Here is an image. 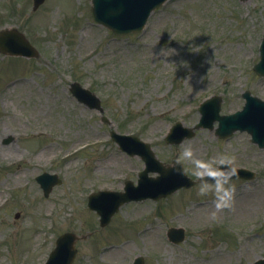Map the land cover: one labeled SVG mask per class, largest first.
Segmentation results:
<instances>
[{
	"label": "rangeland",
	"instance_id": "rangeland-1",
	"mask_svg": "<svg viewBox=\"0 0 264 264\" xmlns=\"http://www.w3.org/2000/svg\"><path fill=\"white\" fill-rule=\"evenodd\" d=\"M32 6L33 0H0V30L19 29L40 52L20 66L0 53V264H41L65 231L82 236L74 264H132L140 254L146 264L263 259L264 149L247 132L221 139L200 129L178 145L164 136L177 121L194 125L208 96L223 97L222 113L242 108L246 89L264 98V78L250 67L259 59L264 0H169L144 32L124 38L93 22L91 0ZM76 80L101 97L111 124L71 94ZM112 127L138 132L166 163L191 143L200 158L234 156L235 166L256 170L257 178L231 181L230 208L217 210L213 194H199L198 181L168 199L124 205L101 227L87 206L89 193L135 179L144 166L113 143ZM87 143L93 144L72 156ZM184 165L197 179L194 166ZM44 171L63 180L48 197L35 180ZM171 226L187 229L180 245L167 238Z\"/></svg>",
	"mask_w": 264,
	"mask_h": 264
},
{
	"label": "water",
	"instance_id": "water-1",
	"mask_svg": "<svg viewBox=\"0 0 264 264\" xmlns=\"http://www.w3.org/2000/svg\"><path fill=\"white\" fill-rule=\"evenodd\" d=\"M43 0H39L40 3ZM152 0H121V3L123 5H127L130 8V11H126L123 14V22H126V17H129L131 19V15L133 14L138 21L144 20L142 19L143 12H145V9L149 5V3ZM95 12L96 15L99 16L100 13L104 10H115L116 5L118 4V0H95ZM146 13H144V16ZM239 115L235 116H230V117H224L222 118V123L225 124V127H223V130H227L228 128H237V127H242V128H247L252 134H253V139L261 146H264V103L257 100L250 98L248 101L247 106L244 108L242 112L238 113ZM174 130L178 131L180 130V133L178 136H171L168 138L169 141L172 142H180L182 139L187 135L191 136L193 134L192 129H187V128H182L181 125H177ZM148 162L150 163V158H147ZM148 170H146L144 173H142V179L146 182L147 177L146 173ZM239 176H245V177H252L253 174L249 172L248 170L245 169H240L239 170ZM51 178L46 183V186L49 184L53 183L52 182V176H47ZM142 183V180H141ZM92 204V200L90 202ZM119 202H116L115 204L117 205ZM70 244V241L67 240L65 237L60 238L58 241V247L56 248L54 254L52 255L51 260L46 263V264H65V260L62 259V251L64 250L65 244ZM72 247H73V241H72ZM67 250V248H66ZM63 253L65 254L66 251L64 250Z\"/></svg>",
	"mask_w": 264,
	"mask_h": 264
},
{
	"label": "clouds",
	"instance_id": "clouds-1",
	"mask_svg": "<svg viewBox=\"0 0 264 264\" xmlns=\"http://www.w3.org/2000/svg\"><path fill=\"white\" fill-rule=\"evenodd\" d=\"M234 159V156L226 154L202 159L196 155L193 145L188 143L183 146L177 159L166 167L183 172L184 163H191L194 166L195 176L200 179L199 194H213L215 208L219 210L230 208L234 203L236 186L231 181L232 177L238 174V169L233 164Z\"/></svg>",
	"mask_w": 264,
	"mask_h": 264
}]
</instances>
